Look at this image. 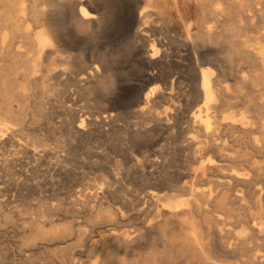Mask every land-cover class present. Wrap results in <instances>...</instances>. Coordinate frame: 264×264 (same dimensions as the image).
Segmentation results:
<instances>
[{"label": "rangeland", "instance_id": "1", "mask_svg": "<svg viewBox=\"0 0 264 264\" xmlns=\"http://www.w3.org/2000/svg\"><path fill=\"white\" fill-rule=\"evenodd\" d=\"M90 1L88 0L92 10L96 11L97 17L93 22H89V26V23H85L87 25L80 26V29L73 27L69 15L78 12L77 8L68 11L62 7L56 8L64 16H59L58 10L54 13L53 20L61 25V34H67L66 38L62 36L63 40H66L62 48L64 62L58 61L53 66L62 72L52 74V77L50 76V79L48 78L44 83L32 79L30 80L32 83L18 79L16 82L24 83L23 85L28 88L27 91L25 88L22 94L16 93L17 96L14 94L12 101L4 102L0 97V122L9 131L8 135L0 137V264H69L70 259L82 260L80 261L82 264L88 261L89 264L93 260L100 262L115 255L121 259L126 257L138 260L150 251L161 249V239L153 232V234H145L146 237L140 238L141 240L138 239V243L136 240L135 243L131 242L127 249L117 246V241L114 242V240L121 236L136 239L139 234L138 228L139 231L143 230L144 226L155 219V207L148 198L150 190H170L184 194L181 189L183 184L193 183L202 191L211 189L213 186L211 181L208 182L211 172L201 173L200 160H192L187 150H184L187 143L184 137L197 134L198 129H195L190 122V116L196 110V106L201 104L197 92L191 88L195 86L189 78L193 66L191 63H197L199 60H207L210 63L208 66L212 67L217 78L219 75L221 84L230 90V102L225 110L226 114H232L238 118L243 113L248 117L251 126V128L248 127L249 130L253 128L251 133L248 128L245 130L234 128V131L223 128L222 130L226 132L221 130V134L225 140L228 138L226 143L233 145L232 148L237 151L246 141L247 143L252 141L258 145L264 142V131L261 128V125H264V108L261 106L264 100L263 70L259 68L258 62L252 63L255 60L246 53L244 48L230 47L224 38L211 45L204 44L197 38L195 33L200 31L197 19L201 0H197L200 3L196 0H172L173 2L155 0L157 2L152 3L148 10V13L151 11L152 13L148 18V21L151 20L145 27L147 30L145 33L144 30L133 31L137 29L138 23L132 28L126 27L125 20L131 0ZM140 4L139 8L145 5V3ZM254 6V8H260L259 11L257 10L258 13H255L256 15L251 19L243 18V22L247 25L251 24L248 25L250 31H247L246 25L241 33L245 40H249L247 44L255 42L251 45L256 44V47L264 48V37H262L264 5ZM223 16H219L221 23L218 26L226 22L227 18ZM37 26H34L35 30H40L42 27L40 24ZM62 27L65 29L63 30ZM251 38L254 39L252 42ZM153 42L159 49L155 57L157 63L147 64L146 56L150 54V46ZM141 48L143 51L138 56L137 51ZM67 51H72L71 54L68 52L69 57ZM65 56L68 57L67 60ZM67 61L68 64H66ZM65 72L66 74H63ZM149 74L158 77L156 81L149 84V87L157 88L158 95L156 99L154 97L151 99L145 112H140L136 109L138 104L134 101L135 95L124 91L123 88L127 87L124 80L135 75L150 76ZM187 79L191 83H188ZM238 79L243 82L240 85L243 84L246 87H241ZM247 92L250 93L245 97ZM160 94L165 100L160 97ZM196 99L197 101L193 102ZM21 102L22 105H20ZM236 102L242 103L239 105ZM3 126L2 128L5 129ZM176 136L182 143L179 140H173L178 139ZM237 139L240 141L238 145L237 141H234ZM258 161L264 166V155H259ZM257 180L264 187V174ZM263 197L257 202L251 199L245 202L251 206L250 209H253L252 212L257 215V218L264 216ZM99 203L102 207H110L113 211L122 210V214L116 211L119 222L110 221V224L108 220L100 217L94 219ZM95 220L100 221L96 224ZM225 220L233 221L234 219ZM232 224L233 228L228 226V229L233 231L234 236H238L243 227L235 222ZM126 232L132 234L125 235ZM258 237L259 240H264V226L258 230ZM218 248L219 246L215 247V251L219 250Z\"/></svg>", "mask_w": 264, "mask_h": 264}, {"label": "bare ground", "instance_id": "2", "mask_svg": "<svg viewBox=\"0 0 264 264\" xmlns=\"http://www.w3.org/2000/svg\"><path fill=\"white\" fill-rule=\"evenodd\" d=\"M92 1L93 0H91L90 2H92ZM95 1H103V0H95ZM130 2H129V6H128L129 9L127 11L126 20H125L126 21L125 23L127 25L126 27L132 28L134 24L138 23L137 29L133 30V31L138 32L140 30H144V33H145L147 31V30H145V27H147V23L151 20L150 19L148 21V18H150V14L152 13V11H151V13H148L149 12L148 10H150L149 7H151L152 3H156L157 1H155V0H131ZM197 2H199V1H197ZM140 3H145V5L142 6L141 8H139V5H141ZM258 4L264 5V0H217V1L216 0H201V3L199 4L201 6V9L199 12V17L197 19V23H198V27H199L200 31L198 33H195V34H197V38L202 43L208 44V45H211V43H214V42L224 38V40L227 42V44L230 47H235L237 49L238 48H242V49L244 48L246 53H248L249 56L253 60H255L252 63L254 64V62H258L259 68L261 67L263 70V73H264V48H261L260 46L256 47L255 46L256 44L251 45L255 42L251 43L250 45L247 44V42L249 40H245L243 38L242 33H241L243 27H246V25H247V23L243 22L244 21L243 18L244 17H246L247 19L253 18L254 15H256L258 13V11H259L258 9H260L257 7L254 8L255 7L254 5H258ZM174 6H175V4H174ZM58 7H62L63 9H65L67 11L70 9H73V8L74 9L77 8L78 12L73 13L74 10H72L73 12L71 11V13H73V14L70 13L71 16L68 14L69 17H71V20H72L71 23L73 24V27L75 26V28L78 27L80 29V26H82V25L86 26L87 24H85V23H89L91 21L93 22V20L96 19V17H97L96 11L92 10V6L88 2V0H0V61L3 62V63L0 62V63H2L0 65V84H1L0 85V97L4 100V102H5V100L12 101L13 100L12 98H13L14 94H16V93H18V94L23 93L24 89L26 88V85H23L24 83L22 84L20 82H16L18 79H22L23 81H30L32 79V80H37V81H41L42 83H44V81H47L50 76L52 77V74L57 73V72H62V71H60V69L56 70L55 69L56 67L55 68L53 67L56 64V62H58V61L62 62L64 60V56H63L64 53L62 54V51H63L62 48H63L64 44H66L65 43L66 40L64 41L63 40L64 38L62 36H65V38L67 37V34H65V35L61 34V27H60L61 25L53 20L54 19V13L59 9ZM56 8H58V9H56ZM63 9H61V10H63ZM67 11H65V12H67ZM58 12H59V10H58ZM58 12H57V14H58ZM61 12H63V11H61ZM61 15L64 16V14L60 13L59 16H61ZM222 15L226 16V18H227L226 22L225 23L222 22L223 24L218 26V24L221 23L219 16H222ZM263 15H264V13H263ZM55 16L57 17V15H55ZM261 16H262V14H261ZM57 18L60 19V17H57ZM261 19H263V18H261ZM62 23L63 22H61V24ZM38 24H40L42 27L40 30H35V27ZM258 24H260V22ZM89 25H90V23L88 24V26ZM69 26H68V28H69ZM92 26H94V25H92ZM149 26H151V24ZM249 26H248L247 31H250ZM86 28H89V27H86ZM161 28H162V26H161ZM62 29L64 30L65 27L64 28L62 27ZM151 29H152V27H151ZM254 30L255 29H253V31ZM245 31H246V29H245ZM163 32H164V30H163ZM167 35H168V32H167ZM262 35H263L262 37H264V34H262ZM249 37H251V36H249ZM68 38H67V40H69ZM253 38L250 39L251 42H252ZM145 39H147V37ZM169 39H170V37H169ZM247 39H248V37H247ZM257 39H258V37H257ZM154 42L150 46V54H148V56H146L147 64L157 63V60L155 61V57H156V54L158 53L159 49L155 46ZM174 42H176V41H174ZM174 42H172V43H174ZM217 45L218 44H216V46ZM66 48H67V46H66ZM134 51H136V50H134ZM142 51H143L142 48L137 51L138 56L142 53ZM237 51H239V50H237ZM68 52L69 51H67V53ZM71 52H69V53L71 54ZM242 52L244 54V50ZM202 53H203V51H202ZM70 54L68 55V57L70 56ZM77 55H79V54L77 53ZM144 55H146V54H144ZM231 56H232V54H231ZM68 57L65 56L66 60ZM72 57H75V56H72ZM78 57H80V56H78ZM191 58H193V57H191ZM70 59L68 61H70ZM75 59H77V57ZM199 59H200V57H199ZM68 61H67V63L66 62L65 63L68 64ZM141 61H142V59H141ZM180 62H182V61H180ZM227 62L229 63V61H227ZM167 63H168V61H167ZM191 64L193 65L192 66V73H191V76L190 77L188 76V77L190 79H192L193 86L195 85L194 87H191V88H194V90L197 92L196 93L194 90H192L193 93L195 92L197 94V97L201 99V104L198 105L196 103L195 104L193 103V102H196L197 99L194 101L192 100L193 101L192 103L194 105H198V106H196L197 108L194 106L196 108V110L194 112H192V115L190 116V122L192 123L193 126H195L194 127L195 129H198V131H197V134L195 133L193 135L188 136L187 137L188 139L184 137L185 142L187 141V143L184 147V150L185 151L187 150V153L190 155L192 160H200L199 169H200L201 173L204 174L207 171L211 172L209 179H208V182L211 181L213 183L212 188L207 189L206 191H202V190H200V188L198 186H195L192 183L193 185L192 184L191 185L190 184L189 185L183 184V186L181 188L183 191L182 190L181 191L184 194H178V193H176L174 191H170V190H168V191H166V190L160 191V190H154V189L150 190L151 192L148 194V196H149L148 198H149V201L151 200L152 203L154 204L155 208L154 207L153 208H154V211L156 213L155 219L153 221L149 222L146 226H144L143 230L140 229V231H139V228H138L139 234L137 235L136 239L135 238L127 239L124 236H121V237H117L116 238L117 240H114V242L117 241V246L118 245L121 246L122 249L123 248L127 249V247H130L131 242L135 243V240L137 241L138 239H140L142 237H146V236H144L145 234H148V233L151 234L153 232V233L158 235L159 239H161V241H160L161 242V249L157 250V251H152V252L150 251L146 254V256L142 255L143 257L141 259L139 258L140 260L138 258H137L138 260H135V259H128L126 257H124L125 259L124 258L121 259V258L116 257V255H115V256H112L110 258L103 259L100 262H98V260L97 261L93 260V262H91L89 264H264V240H261V239L259 240V237H258V230H260L264 226V216L257 218V215L254 212H252L253 209L252 210L250 209L251 206H248L247 204H245L247 199L248 200L251 199L253 202H257L260 198L262 199V196H264V187L258 182V180H260V179L257 180V178H260V176L264 174V172H262L264 169V166L261 165L258 161V156L264 155V142L262 144L258 145V144L252 143V141H251L252 139H251L250 140L251 143L250 142L247 143V141H246L247 144L245 143L244 146H242L240 150L237 149V151L234 150L235 148H232L233 145H229L228 143H226V140L228 138L226 140L224 139V137L222 136L223 134H221L222 133L221 130L223 128L225 130H233V131H234V128H240L239 130H241V129L245 130L246 128H248L250 126V123L248 122V117L246 115H244L243 113H241L238 118H236V116H234L232 114H226L225 110L228 108L229 102H230V100H229L230 90L228 87L221 84L222 80L221 79L219 80V75L217 78V75L214 74L215 73L214 70L211 69L212 67L210 68L208 66V64H210V63L207 60H199V62H197V63L195 62V63H191ZM108 65H110V64H108ZM152 66H154V65H152ZM254 67H255V65H254ZM63 71H64V69H63ZM141 72H140V74H142ZM164 72H165V70H164ZM63 74H66V72ZM253 74H255V73H253ZM55 75H57V74H55ZM58 75H60V73ZM56 77H58V76H56ZM72 78H74V77H72ZM157 78L155 76H151V75L150 76L135 75V76H133L131 78H127V79H125V77H124V79H125L124 82H125V85H127V87L126 88L124 87L123 89H124V91H126V92L129 91L135 95L134 101L136 104H138V108H136L138 111L145 112L149 107L148 104L151 101V99L153 97L155 98L156 95H158L157 94L158 90L156 87H154V86L149 87V84L156 81ZM252 78H254V77H252ZM224 79H225V77H224ZM239 80L240 79H238V81ZM187 81H188V79H187ZM241 82L242 81L240 80L239 85L241 84ZM188 83H191V82L188 81ZM63 84H65V83H63ZM192 84H190V86H192ZM235 84L238 85L237 83H235ZM27 86H29V85H27ZM227 86H228V84H227ZM242 86H243V84H242ZM260 86H262V85H260ZM243 87H246V86L244 85ZM236 88H239V87L236 86ZM236 88H235V90H236ZM27 89L28 88H26V91H27ZM78 89H79V87H78ZM255 89H257V88H255ZM262 90H264V89H262ZM237 91H238V89H237ZM260 91H258V92H260ZM249 93L248 92L245 93V97L247 94L249 95ZM237 94L239 95V93H237ZM102 95H103V93H102ZM16 96H17V94H16ZM160 97L163 98L162 94H160ZM249 98H250V96H249ZM22 99H24V98H22ZM111 99H110V102H112ZM163 99L165 100V98H163ZM250 99H252V98H250ZM187 100H189V99H187ZM14 101L17 102L16 100H14ZM245 101H247V100L245 99ZM236 103H238V102H236ZM20 105H22V102ZM129 105H130V103H129ZM239 105H237V106H239ZM122 106H125V105H122ZM261 106L264 108V100L261 103ZM19 107L20 106H18V108ZM108 107H106V108H108ZM8 108H10V107H8ZM244 108H245V106H244ZM188 109H190V108H188ZM12 111H13V109H12ZM110 112H111V110H110ZM250 117H251V115H250ZM101 120H104V119H101ZM14 122H13V125H14ZM188 122H189V120H188ZM177 124H178V122H177ZM2 126H3V124L0 122V137L1 138L8 135L7 133L9 132L7 130V128H5V126H3L5 129H3ZM81 126H83V124ZM258 127H260V126H258ZM250 128H251V126H250ZM255 128H256V126H255ZM261 128H263V131H264V125H261ZM192 130H194V129H192ZM225 130H222V131L226 132ZM248 130H249V128H248ZM251 130H249L250 133H251ZM161 131H162V129H161ZM161 131H160V134H161ZM166 132H168V130ZM183 132H184V130H183ZM246 132H247V130H246ZM232 134H234V132ZM232 134H231V136H232ZM241 134H243V133H241ZM82 136H83V134H82ZM82 136H80V137H82ZM74 137H76V136H74ZM161 138H163V137H161ZM242 139H240V140H242ZM173 140H179L180 141V138L173 139ZM234 141H237L236 144L240 142L239 139L234 140ZM257 142H255V143H257ZM11 146H12V144H11ZM178 150H181V149H178ZM51 151H53V150H51ZM60 151H61V149H60ZM29 154H31V153H29ZM184 158H185V156H184ZM189 160H191V159H189ZM184 167H186V166H184ZM207 176H208V174H207ZM115 180H117V179H115ZM171 181H173V180H171ZM176 181H179V180H176ZM103 185H104V183H103ZM99 188H98V190H100ZM171 189H172V187H171ZM71 202H72V200H71ZM80 204H82V202ZM121 205L124 206L123 204H121ZM128 205H129V203L127 204V206ZM115 206H116V204H115ZM262 209H263V207H262ZM48 210H49V208H48ZM93 210H95L94 207H93ZM37 211H39V210H37ZM116 211L118 213L120 212L121 214L123 213V211L120 209H118ZM116 211H113L110 207L104 208V206L102 207L101 203H99L96 207L95 214L93 213L94 219H95V217L96 218L100 217V218H103L105 220H108L109 221L108 223H110V221H113V222L115 221V223L119 222V221H117L118 220L117 218L119 216H118V213ZM126 211H127V209H126ZM127 212L129 213V211H127ZM93 214H92V216H93ZM260 216H262V215H260ZM228 218H231L234 220L233 221H226L225 219H228ZM7 221H9V220H7ZM96 221L97 220H95V222ZM98 221H100V220H98ZM98 221L96 224H98ZM128 222H130V221H128ZM233 222H235L237 224H241L240 226L243 227V228H241V230L239 229L240 232H239L238 236H236V235L234 236L233 231L228 229V226L233 225L232 224ZM34 223H35V221H34ZM242 224H244V226ZM66 227H68V226H66ZM109 227H110V225H109ZM41 228H43V227H41ZM123 233H125V232H123ZM128 233L130 234V232H128ZM128 233L126 232L125 235H128ZM237 233H238V231H237ZM134 235H136V234H134ZM134 235H132V236H134ZM114 236L116 237V235H114ZM52 237H54V236H52ZM59 239H61V238H59ZM112 240H113V238H112ZM51 241H53V240L51 239ZM157 242L159 243V241H157ZM137 243H138V241H137ZM214 244H216L215 247L219 246L218 249L220 250V252H219V250H217L218 252L215 251ZM136 246H137V244H136ZM116 254H117V252H116ZM80 261L82 262V260H80ZM80 261L77 259L76 260L70 259V261H68V263L69 264H82ZM87 262H84V264H86ZM95 262H98V263H95Z\"/></svg>", "mask_w": 264, "mask_h": 264}]
</instances>
